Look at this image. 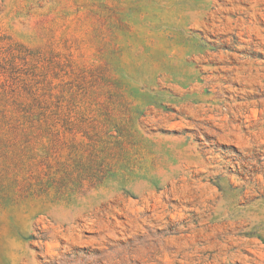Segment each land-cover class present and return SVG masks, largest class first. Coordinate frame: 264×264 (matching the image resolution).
Wrapping results in <instances>:
<instances>
[{"label": "rangeland", "instance_id": "1", "mask_svg": "<svg viewBox=\"0 0 264 264\" xmlns=\"http://www.w3.org/2000/svg\"><path fill=\"white\" fill-rule=\"evenodd\" d=\"M0 264H264V0H0Z\"/></svg>", "mask_w": 264, "mask_h": 264}]
</instances>
